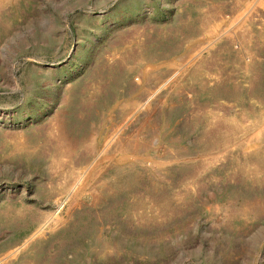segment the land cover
Masks as SVG:
<instances>
[{
    "label": "rangeland",
    "instance_id": "1",
    "mask_svg": "<svg viewBox=\"0 0 264 264\" xmlns=\"http://www.w3.org/2000/svg\"><path fill=\"white\" fill-rule=\"evenodd\" d=\"M234 2L0 0V264H264V0Z\"/></svg>",
    "mask_w": 264,
    "mask_h": 264
},
{
    "label": "built area",
    "instance_id": "2",
    "mask_svg": "<svg viewBox=\"0 0 264 264\" xmlns=\"http://www.w3.org/2000/svg\"><path fill=\"white\" fill-rule=\"evenodd\" d=\"M260 0H236L234 7L240 11H244L242 16L248 15L250 12L255 13L257 10H261L262 6L259 5ZM237 44L234 47L237 48ZM245 60H248V56H245Z\"/></svg>",
    "mask_w": 264,
    "mask_h": 264
}]
</instances>
